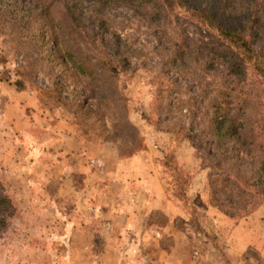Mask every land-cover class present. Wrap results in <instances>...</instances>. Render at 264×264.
I'll list each match as a JSON object with an SVG mask.
<instances>
[{"label": "rangeland", "instance_id": "rangeland-1", "mask_svg": "<svg viewBox=\"0 0 264 264\" xmlns=\"http://www.w3.org/2000/svg\"><path fill=\"white\" fill-rule=\"evenodd\" d=\"M38 3L0 0V184L12 203L0 223V264H110L115 251L102 245L94 211L104 203L103 178L112 176L98 168L137 153L174 211L190 214L188 222L181 219L190 223L185 254L193 264H264L262 196H227L218 183L227 168L222 161L213 166L223 149L206 154L208 102L220 84L201 51L224 43L182 9L157 21L148 7L115 2L106 16L126 61L108 80L91 44L67 40L54 26L53 10ZM243 85L260 90L258 108L237 112L235 120L263 146L243 157L236 156L237 144L230 155L234 169L248 168L249 175L264 162V86L249 69ZM166 153L178 182L161 164ZM245 221L250 235L241 229ZM243 241L247 246H239Z\"/></svg>", "mask_w": 264, "mask_h": 264}, {"label": "trees", "instance_id": "trees-1", "mask_svg": "<svg viewBox=\"0 0 264 264\" xmlns=\"http://www.w3.org/2000/svg\"><path fill=\"white\" fill-rule=\"evenodd\" d=\"M41 2L47 10L54 12V26L60 29L67 40L78 42L86 40L96 50L103 75L108 80L113 79V72L119 63L126 61L120 53L121 43L118 35L112 29L106 16V8L112 3L122 2L125 6L148 7L149 18L157 21H167L175 15V10L182 9L188 16L214 33L224 44L220 47L202 46L203 66L219 72V89L208 102L210 115L208 125L212 140L207 142L208 157H214L213 150L219 151L220 160L227 170L220 174L218 183L222 192L230 196L232 193H245L262 198L258 203H264V162L255 171L248 168L234 169L235 156L230 155L239 144L237 155L248 156L253 149L263 146L255 133L243 122L235 120L237 112H251L257 109L255 99L260 90L252 93L245 89L243 78L249 69L260 77L264 86V0H202L196 4L189 0H33ZM42 8V7H41ZM221 18L234 19L237 25L229 26ZM187 49H184V52ZM188 53V52H187ZM119 58V59H118ZM123 60V61H122ZM74 62V61H73ZM211 66V67H210ZM87 74L88 70L83 69ZM263 89V88H260ZM248 146V147H247ZM251 149V150H250ZM250 150V152H249ZM234 154V153H232ZM264 158V157H263ZM264 161V159H263ZM170 156L164 154L161 159L163 167L173 170L176 182L178 173L176 167L169 163ZM213 203L220 204L214 199ZM12 208L10 198L5 194L0 184V223L8 216L5 211ZM254 203H250V209ZM246 211V214L249 211Z\"/></svg>", "mask_w": 264, "mask_h": 264}, {"label": "crops", "instance_id": "crops-1", "mask_svg": "<svg viewBox=\"0 0 264 264\" xmlns=\"http://www.w3.org/2000/svg\"><path fill=\"white\" fill-rule=\"evenodd\" d=\"M142 156L137 153L125 159L116 158L112 163V160L109 163L103 161L98 168L102 174L112 176L107 182L103 178L105 189L98 197H102L104 203L99 213L94 211L101 224L102 245L115 251L111 254L110 264H193L185 254L187 235L191 233L190 223H187L190 214L181 216L174 211L156 173L152 176L147 171L149 164L143 165ZM143 170L147 171L144 178ZM114 183L117 190L113 191ZM125 186L127 191H124ZM92 189L97 192L94 186ZM158 216H163V220ZM177 219L180 223L175 222ZM246 223L248 226L241 229L250 235L253 230L249 222L243 224ZM235 232L237 227L231 226L230 236ZM234 243L238 245V242ZM239 246L247 245L243 241Z\"/></svg>", "mask_w": 264, "mask_h": 264}]
</instances>
